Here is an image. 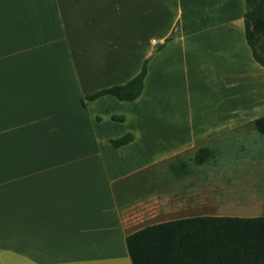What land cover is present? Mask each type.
Wrapping results in <instances>:
<instances>
[{
	"label": "crops",
	"instance_id": "0c3cea01",
	"mask_svg": "<svg viewBox=\"0 0 264 264\" xmlns=\"http://www.w3.org/2000/svg\"><path fill=\"white\" fill-rule=\"evenodd\" d=\"M245 9L244 0H0V264H132L125 238L145 225L119 207L113 184L191 149L209 155L177 180L197 186L162 218L200 208L202 191L210 213L225 208L203 215L256 211L243 200L262 199V181L247 159L225 157L264 145L254 127L264 67L245 39ZM144 60L136 99H86ZM201 93L219 100L193 111ZM124 103L143 113L131 119ZM138 118L152 126L137 129ZM125 133L133 139L113 147ZM134 149L148 159L131 160Z\"/></svg>",
	"mask_w": 264,
	"mask_h": 264
},
{
	"label": "trees",
	"instance_id": "16d2710c",
	"mask_svg": "<svg viewBox=\"0 0 264 264\" xmlns=\"http://www.w3.org/2000/svg\"><path fill=\"white\" fill-rule=\"evenodd\" d=\"M244 1L245 39L254 60L264 67V0ZM146 64L144 60L140 71L127 82L100 89L86 99L105 94L124 101L136 99L142 91ZM254 127L264 137V115L254 120ZM132 139L131 133H125L110 142L119 147ZM208 155L207 147L199 148L194 160L202 163ZM144 176L143 171H138L114 183L113 190L122 183L121 189L127 191L128 178L141 180ZM125 242L132 264H264V213L194 215L156 222L129 233Z\"/></svg>",
	"mask_w": 264,
	"mask_h": 264
},
{
	"label": "rangeland",
	"instance_id": "374dc122",
	"mask_svg": "<svg viewBox=\"0 0 264 264\" xmlns=\"http://www.w3.org/2000/svg\"><path fill=\"white\" fill-rule=\"evenodd\" d=\"M249 92V93H248ZM247 94L250 96V91H248ZM236 93V92H235ZM246 93V92H245ZM242 94L243 97H246V94ZM216 93H201L191 102V107L193 111H198L199 109L202 110H209L213 108L217 102ZM238 95V94H236ZM249 98V97H248ZM249 101V99H248ZM133 105L124 103L121 105L120 109L121 112L126 111L128 116L132 119L133 114L140 115L143 113L142 110L138 109L135 112H133ZM186 107L189 109V106L186 105ZM138 122H136L137 129L141 130L146 127H151L152 124L148 123V119H137ZM255 133L262 139H264L257 131ZM137 149V148H136ZM134 149L135 151L130 153L131 160H137L142 161L143 159H148V150L146 151H138ZM198 149H191L184 152H181L179 154L173 155L169 157L166 160H163L161 162H158L154 165L149 166L148 168L142 169L140 171H143L145 173L144 178L141 180H138L134 177L128 178L127 182L129 183L127 191H123L121 189L122 183H119L114 188V194L116 201L121 208H127L129 207L131 209V215L136 217L137 225L138 226H144L148 224H152L155 222H159L163 219H174L178 217H187V216H194V215H203V214H213L215 212H220L224 210L223 207H217L216 209H212L213 212L210 213V209L207 207H204L205 205L203 195H206L207 192H201V206L200 208L196 210H188L190 208H185L184 211L180 212L179 214H169L166 215L165 218H162L159 214L163 210V208H175L177 202H181L184 204L188 203V194L187 191L189 187L197 186V184L194 185V182L191 181H182L178 183L177 178L179 175H177V172H183L185 169L184 167H181L180 165L183 164L185 168H188L189 170H192L196 167V162L194 160L195 154ZM220 154L224 155L225 152H219ZM227 158H239L242 157L243 159H247L249 161V165L245 168V170L249 171H255L256 173L250 177H258L261 183V187H263V181H264V145L259 144L256 149L249 150V151H242V153L239 156V152H236L234 150H229L226 152ZM235 169V167H234ZM198 178L202 177L201 172ZM241 180V179H240ZM244 182V180H241ZM245 184V185H244ZM243 185H238L237 189H240L241 191H235V194H244L242 191L247 189L249 187V182L244 183ZM170 193L169 197H166V193ZM242 192V193H241ZM196 193V192H195ZM206 193V194H205ZM162 196H165L162 197ZM242 200V199H241ZM238 199L234 200L233 206L240 205V201L238 203ZM247 203H252L250 207L248 206L249 211H255L252 214L246 213V214H233L235 216H257L264 213V197L257 201L252 200H243ZM236 203V204H235ZM253 206V207H251ZM188 207V206H186ZM236 207V206H235ZM233 210H237V208H234Z\"/></svg>",
	"mask_w": 264,
	"mask_h": 264
}]
</instances>
